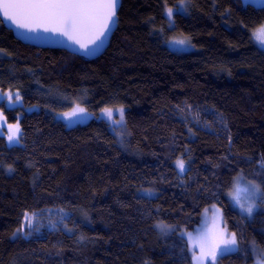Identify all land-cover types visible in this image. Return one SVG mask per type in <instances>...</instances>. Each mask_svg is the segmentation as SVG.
<instances>
[{
  "label": "trees",
  "instance_id": "obj_1",
  "mask_svg": "<svg viewBox=\"0 0 264 264\" xmlns=\"http://www.w3.org/2000/svg\"><path fill=\"white\" fill-rule=\"evenodd\" d=\"M180 2L190 12L165 31ZM263 23L264 7L239 0H121L90 60L23 44L0 20V91L21 97L0 102L20 126L19 145L0 135V264H195L189 235L211 206L237 249L208 264H260L264 50L251 32ZM176 35L193 49L170 50ZM75 103L74 126L56 118ZM238 174L261 187L252 218L227 198Z\"/></svg>",
  "mask_w": 264,
  "mask_h": 264
},
{
  "label": "snow or ice",
  "instance_id": "obj_2",
  "mask_svg": "<svg viewBox=\"0 0 264 264\" xmlns=\"http://www.w3.org/2000/svg\"><path fill=\"white\" fill-rule=\"evenodd\" d=\"M117 0H0V10L3 16L12 21L18 28L26 29L27 31H44L58 32L61 35L68 36L74 39L76 34L81 32L97 31V36L102 35L103 31L108 29V26L114 23L113 18L116 15ZM173 11L171 8L166 10V15L170 19ZM256 38L264 43V27L254 33ZM76 43H80L77 39ZM94 42V41H93ZM177 44H184V40H176ZM81 47L87 49V44H81ZM14 104L20 101L19 93L15 94V101H13V94L11 92L5 93L4 97ZM83 111V109H80ZM121 120H123V109H118ZM104 113L109 118L113 113L111 109H104ZM19 129L17 127L16 132ZM16 132L8 137L10 141L16 138ZM178 167L181 171L184 170V162L178 161ZM252 197L255 198L260 193V188L257 185H252L250 188ZM244 212L249 215L253 212L254 204H249L247 207L240 205ZM25 219L31 222L29 216ZM19 231V230H18ZM201 243L202 255L198 258L200 264H203L205 254L204 241L206 236L198 238ZM225 245H235V234L231 235L230 239L223 241ZM218 245H211L206 254L210 256L212 261L216 260L215 250ZM223 252V250H222Z\"/></svg>",
  "mask_w": 264,
  "mask_h": 264
},
{
  "label": "rangeland",
  "instance_id": "obj_3",
  "mask_svg": "<svg viewBox=\"0 0 264 264\" xmlns=\"http://www.w3.org/2000/svg\"><path fill=\"white\" fill-rule=\"evenodd\" d=\"M188 1V0H184ZM183 2V1H182ZM178 3L176 6L172 7L171 9L174 12H180L182 14H188L190 12V8H188L187 4V9H183V6L181 3ZM181 5V6H180ZM173 14L172 17L169 19L167 15L165 14V19H166V27L165 31H168L172 29L174 25V20H173ZM264 27V23L256 30L251 32V38L253 42L260 47L261 49L264 50V43H262L260 40L256 38L254 35L257 30L260 28ZM168 33V32H167ZM177 38H171L168 37V39L165 40L164 44L172 51L175 52H187L191 51L193 49L192 42L189 37L184 36V35H176ZM176 40H184V44H177L175 43ZM11 92V91H9ZM8 93V92H5ZM3 92L0 91V97H4ZM12 93V92H11ZM13 94V101H15V94ZM0 102H4L7 107H15L18 106L20 101L14 104H10V102L5 98H0ZM77 104L75 103L73 105V108L67 112H62V113H56L55 116L57 119L63 121L66 123L68 126H74L78 121V119L82 118V113L79 108H77ZM76 109V110H75ZM33 108L28 107L26 111H31ZM101 116V115H100ZM113 118V117H112ZM19 129L18 132H16V129ZM14 132H16V138L10 141L8 137L12 135ZM0 135H4L6 137V142L8 146H14V145H19L20 144V126L19 122H14V123H9L5 120V117L3 115L2 110L0 109ZM182 159H178L175 161V166L178 170V172L182 175L185 172L186 169V164L184 163V170L181 171L180 168L177 165L178 161H181ZM183 161V160H182ZM252 185H257L260 188V193L257 194L255 198L252 197L250 188ZM261 187L259 183L253 180H249L245 178L242 174H238L235 179L233 180V187L232 190H229L227 193V198L230 200L232 205L236 207L240 213H242L244 216L248 218H252L256 211L259 208V198L261 196ZM249 204H254L255 207L253 208V212L249 215L248 213L244 212L243 209L240 207V205H244L247 207ZM231 233H229L225 228L223 224V212L220 207L218 206H211L207 208L204 213H203V220L201 223V228L196 231V233H192L189 235L190 240L193 242L194 245V251L196 252L193 254V259L195 264H200V261L198 260L199 257L202 255L201 251V243L198 238L202 236H206L207 240L204 241V249L203 252L205 254V258L203 260V264H208L212 262V259L210 256H207L206 254L209 251V247L211 245H218V247L215 250V254L217 255L218 253L222 252L223 253H232L236 251L237 249V244L235 245H225L223 241L230 239L231 238ZM260 264H264V259L263 261L260 260ZM259 261H256L254 264H257Z\"/></svg>",
  "mask_w": 264,
  "mask_h": 264
},
{
  "label": "water",
  "instance_id": "obj_4",
  "mask_svg": "<svg viewBox=\"0 0 264 264\" xmlns=\"http://www.w3.org/2000/svg\"><path fill=\"white\" fill-rule=\"evenodd\" d=\"M245 6L254 8L264 7V0H239ZM121 7V0H117L116 15L113 18L114 23L108 26L102 35L97 36V31L81 32L76 34L74 39L68 36L61 35L58 32L44 31H27L23 28H18L12 21L6 19L2 10H0V20L13 32L14 37L23 44L34 46L36 48H52L65 50L70 54L82 56L87 59H95L102 55L109 46L112 35L115 33L118 24V12ZM80 43H76L75 40ZM94 41V42H93ZM81 44H87V49L81 47Z\"/></svg>",
  "mask_w": 264,
  "mask_h": 264
}]
</instances>
